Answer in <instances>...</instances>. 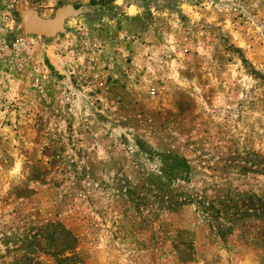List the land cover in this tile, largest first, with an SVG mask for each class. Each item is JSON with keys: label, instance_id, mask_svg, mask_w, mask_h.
Wrapping results in <instances>:
<instances>
[{"label": "rangeland", "instance_id": "1", "mask_svg": "<svg viewBox=\"0 0 264 264\" xmlns=\"http://www.w3.org/2000/svg\"><path fill=\"white\" fill-rule=\"evenodd\" d=\"M4 10L61 21L37 72L0 58V264H56L59 226L84 264H264V0Z\"/></svg>", "mask_w": 264, "mask_h": 264}, {"label": "built area", "instance_id": "2", "mask_svg": "<svg viewBox=\"0 0 264 264\" xmlns=\"http://www.w3.org/2000/svg\"><path fill=\"white\" fill-rule=\"evenodd\" d=\"M1 20L4 22L5 30H12V23H14L12 14L9 10H4L0 12ZM39 39L33 34H20L14 36L13 38L2 37L0 39V58L6 61L8 64L14 65L17 69L23 70L29 64L36 69L34 62V53L38 50ZM72 53V50L68 51ZM33 75V72H31ZM36 84V83H35ZM37 85V84H36Z\"/></svg>", "mask_w": 264, "mask_h": 264}, {"label": "trees", "instance_id": "3", "mask_svg": "<svg viewBox=\"0 0 264 264\" xmlns=\"http://www.w3.org/2000/svg\"><path fill=\"white\" fill-rule=\"evenodd\" d=\"M25 17H31V18H35V22L37 23L38 26H41L42 30L44 32H42L41 34H43L44 36L47 35H51V34H47L45 32H48L46 30H51L52 34L58 30L59 25H60V16L58 15L56 17V19L54 20H48V21H44L41 18H38L36 15H34V13L31 12H26ZM56 21V22H55ZM31 33V32H29ZM32 34H39L38 32L32 33ZM40 34V35H41ZM171 165L170 166H166V168L164 169V171L169 170L170 171ZM57 225V224H54ZM59 226V225H57ZM60 227V232L62 235V241H63V247L57 249V251L53 250V255L55 257L56 260V264H84L83 260L81 259V257L78 255V253H76L74 251L75 249V244L77 242V239L75 237V235L67 228L65 227ZM51 240L55 241L56 237L55 236H51Z\"/></svg>", "mask_w": 264, "mask_h": 264}, {"label": "water", "instance_id": "4", "mask_svg": "<svg viewBox=\"0 0 264 264\" xmlns=\"http://www.w3.org/2000/svg\"><path fill=\"white\" fill-rule=\"evenodd\" d=\"M55 22H56V21H55ZM48 32H49V31H48ZM52 32H53V31H52ZM52 32H51V33H52ZM38 33H39V32H38ZM39 34H41V33H39Z\"/></svg>", "mask_w": 264, "mask_h": 264}]
</instances>
